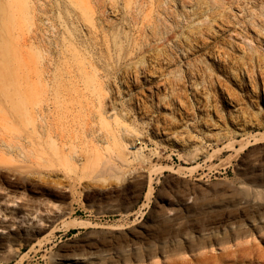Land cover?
<instances>
[{"label":"rangeland","instance_id":"rangeland-1","mask_svg":"<svg viewBox=\"0 0 264 264\" xmlns=\"http://www.w3.org/2000/svg\"><path fill=\"white\" fill-rule=\"evenodd\" d=\"M0 264H264V0H0Z\"/></svg>","mask_w":264,"mask_h":264},{"label":"bare ground","instance_id":"bare-ground-1","mask_svg":"<svg viewBox=\"0 0 264 264\" xmlns=\"http://www.w3.org/2000/svg\"><path fill=\"white\" fill-rule=\"evenodd\" d=\"M126 131L128 132L129 130H126ZM122 148L125 149V148H127V147L124 146V147H122ZM128 154H129V153H128ZM130 156H131V154H130ZM135 156H139V155H138V154H137V155L135 154ZM159 167H160V171H161L163 168H162L161 166H159ZM163 167H164V166H163ZM168 167H170V166H168ZM193 167H195V166H192L191 169H192ZM157 168H158V167H157ZM180 168H181V167H179V168H174V171L177 172V173H179V174H182V175L184 174V175H185L184 167H182L183 169H180ZM186 168H187V171H188V170L190 169V166H188V167L186 166L185 169H186ZM188 168H189V169H188ZM154 169L157 170L156 167H154ZM158 169H159V168H158ZM191 169H190V170H191ZM193 169H194V168H193ZM190 170H189V174H190V172H192V171H190ZM152 172H154V171H152ZM158 172H159V170H158ZM155 173H156V172H155ZM75 219H76V218H75ZM71 221H72L71 223H70L69 221H67V223H68V222L70 223V226H76V225H80V224L82 223V219H77L76 221H74V220L72 219ZM66 225H67V224H66ZM237 228H239V227H237ZM239 230H240L239 233H238V230H235V231H237L238 236H239V234L241 233V229H240V228H239ZM235 231L232 232V234L235 233ZM242 233H243V232H242ZM235 234H236V233H235ZM235 234H234V235H235ZM236 235H237V234H236ZM230 236H232V235H230ZM238 236H237V237H238ZM231 238H232V237H231ZM234 238H236V236H235Z\"/></svg>","mask_w":264,"mask_h":264}]
</instances>
